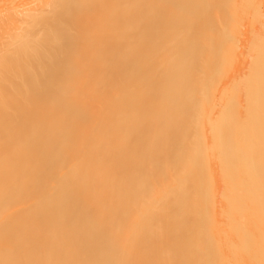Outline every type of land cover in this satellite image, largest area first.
Returning a JSON list of instances; mask_svg holds the SVG:
<instances>
[{"label":"bare ground","instance_id":"obj_1","mask_svg":"<svg viewBox=\"0 0 264 264\" xmlns=\"http://www.w3.org/2000/svg\"><path fill=\"white\" fill-rule=\"evenodd\" d=\"M0 132V264H264V0H0Z\"/></svg>","mask_w":264,"mask_h":264},{"label":"rangeland","instance_id":"obj_2","mask_svg":"<svg viewBox=\"0 0 264 264\" xmlns=\"http://www.w3.org/2000/svg\"><path fill=\"white\" fill-rule=\"evenodd\" d=\"M0 135H1V132H0ZM16 194H14V199H16L17 201H20V197L18 196L17 198L15 197ZM16 215V214H15ZM15 215L13 216V218L15 217ZM164 259L161 258L159 255H156L153 259V262L155 263H159V262H162ZM71 264H78L77 262L76 263H71Z\"/></svg>","mask_w":264,"mask_h":264}]
</instances>
